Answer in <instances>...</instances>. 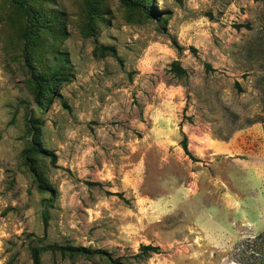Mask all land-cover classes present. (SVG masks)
<instances>
[{"label": "rangeland", "instance_id": "374dc122", "mask_svg": "<svg viewBox=\"0 0 264 264\" xmlns=\"http://www.w3.org/2000/svg\"><path fill=\"white\" fill-rule=\"evenodd\" d=\"M25 2L0 0V264H264V0Z\"/></svg>", "mask_w": 264, "mask_h": 264}, {"label": "trees", "instance_id": "16d2710c", "mask_svg": "<svg viewBox=\"0 0 264 264\" xmlns=\"http://www.w3.org/2000/svg\"><path fill=\"white\" fill-rule=\"evenodd\" d=\"M14 4H16L27 16L28 18V22L29 24L32 23L33 20V12L31 10V8L27 5V3L25 2V0H12ZM194 50V49H193ZM31 70V74L32 77L34 78V80L40 85L43 86L44 82H42V80L39 77H36L33 74V70ZM48 86V85H47ZM181 146L185 152V154L187 156H191V153L189 151L188 148V143H187V137L184 136L182 142H181ZM32 250V259H33V264H40V254L41 252H59L63 255L69 254V255H73V254H89L90 250L83 248V247H63V246H59L56 244H51V245H47L41 248H37V247H33L31 248ZM160 249L159 248H155V247H151V246H144L142 247V251L148 255L149 253H154V252H158Z\"/></svg>", "mask_w": 264, "mask_h": 264}]
</instances>
